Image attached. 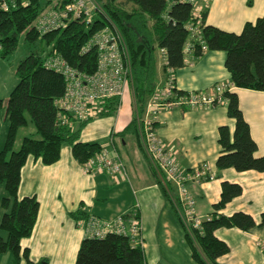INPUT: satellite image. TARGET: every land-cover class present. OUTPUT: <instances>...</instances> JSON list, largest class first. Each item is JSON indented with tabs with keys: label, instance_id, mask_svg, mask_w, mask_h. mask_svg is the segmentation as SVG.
<instances>
[{
	"label": "trees",
	"instance_id": "1",
	"mask_svg": "<svg viewBox=\"0 0 264 264\" xmlns=\"http://www.w3.org/2000/svg\"><path fill=\"white\" fill-rule=\"evenodd\" d=\"M103 13L95 15L90 25L80 20L69 21L61 30L39 37L32 23L52 0H29L0 12V59L6 60L16 49L20 37L33 49L15 68L17 84L6 100L5 116L8 123L4 145L0 150V185L5 194L0 199L3 213L0 218V255L10 253L13 264H49L47 258L31 261L28 248L21 241L32 234L38 215L39 203L35 197H18L21 169L28 157L50 166L60 159L62 147H70L72 157L80 164L97 156L102 147L97 143H82L79 136L88 122L73 121V127L61 125L60 110L56 106L65 91L63 77L44 66L53 52L60 55L71 67L85 74L96 69L97 54L93 48L84 50L89 38L102 27L115 25L128 47L131 62V89L135 100V115L121 134L132 133L142 148L136 116L144 113L146 103L158 84V69L176 71L185 65L184 45L192 44L190 56L201 57L202 44L192 38L187 30L197 19L192 8L181 0H97ZM67 2V0H63ZM200 37L206 51H222L224 66L230 74L229 83L235 88L264 92V17L247 22L239 34L227 33L205 25L206 9L201 14ZM43 48L48 49L47 53ZM41 50V51H40ZM165 51V64L160 65ZM227 117L234 120L218 128V144L222 152L215 167L217 171L233 168L237 172L254 170L264 172V156L256 158V144L250 136L248 123L239 109L238 97L233 92L224 93ZM119 102L110 99L100 115H113ZM2 100H0V110ZM31 125L35 133L22 139L13 151L16 133ZM157 183L165 197L167 191ZM242 193V188L229 182L221 183L220 200L212 206V214L201 224L202 230L186 231L185 238L191 248L192 258L198 264H219L217 259L228 252V246L217 239L214 232L220 228H237L249 231L264 226V209L260 222L243 212L230 216L218 213L225 205ZM75 221H85L87 214L81 208L70 212ZM74 264H145L143 250L134 246L123 235L107 233L103 238H84L78 247Z\"/></svg>",
	"mask_w": 264,
	"mask_h": 264
},
{
	"label": "crops",
	"instance_id": "2",
	"mask_svg": "<svg viewBox=\"0 0 264 264\" xmlns=\"http://www.w3.org/2000/svg\"><path fill=\"white\" fill-rule=\"evenodd\" d=\"M205 9V25L239 34L247 22L253 23L264 17V0H208ZM187 61L188 64L174 71L179 92H205L216 84L230 81L222 51H206L198 58L189 56ZM0 65L6 64L0 62ZM165 78V72L159 67L157 86L163 85ZM13 86L4 83L0 75L2 93L10 94ZM230 92L237 95L239 109L249 125L250 136L256 144L254 157L264 156V92L235 87ZM134 115V95L128 87L117 111L111 116L91 120L79 136L80 142L97 143L112 156L119 157L126 178L118 182L105 174H84L68 146L62 147L60 159L50 166H43L28 157L21 169L18 197L35 195L39 203L32 234L21 241V247L28 248L31 261L47 258L49 264L75 263L86 230L84 221L73 220L70 212L81 208L89 216L102 220L123 216L127 223L128 215L138 204L145 264H198L192 258L185 238L186 229L174 204L176 188L170 186L169 194L166 193L168 197H165L136 137L132 133L121 134ZM220 126H228L231 131L234 128V120L227 117L225 104L161 111L154 123L157 136L174 155L181 170L206 169L215 174L213 180L187 184L202 220L212 214V206L220 200L221 183L226 181L239 185L242 193L218 213L230 216L243 212L259 224L264 209V172H237L233 168L216 170L215 162L222 152L218 144ZM130 134L135 137L139 150L132 146L125 154L115 140L120 138L122 145L127 146L125 137ZM214 235L228 246V252L217 259L219 264H264V226L249 231L220 228ZM0 264H13L12 255H0Z\"/></svg>",
	"mask_w": 264,
	"mask_h": 264
},
{
	"label": "built area",
	"instance_id": "3",
	"mask_svg": "<svg viewBox=\"0 0 264 264\" xmlns=\"http://www.w3.org/2000/svg\"><path fill=\"white\" fill-rule=\"evenodd\" d=\"M29 0H0V12H6L18 6H25ZM192 8V17L196 24H189L190 36L202 44L201 50L206 52L200 37L201 12L206 8L208 0H181ZM103 13L97 0H52L51 5L43 9L32 23L39 37L49 32L65 28L69 21L80 20L90 25L95 15ZM93 48L97 54L96 69L92 74H85L71 67L60 55L53 52L44 61V66L60 74L65 81L63 96L56 101L60 110L61 125L73 127V120L87 122L99 118L104 112V104L110 99L122 100L128 87H131V62L128 47L119 29L110 23L96 31L84 46V50ZM185 65L190 56L192 44L188 40L184 45ZM165 64V51L160 50ZM233 86L219 83L205 92H179L176 88L174 71L167 69L164 84L157 86L148 99L144 113L136 116L138 135L142 149L151 163L156 178L168 192V188H176L175 206L186 231L202 230L204 220L197 214L195 199L188 191L190 182H205L215 178V174L206 169L183 171L174 155L166 148L154 129L155 117L161 111H170L176 107L208 108L226 104L225 92ZM119 107V105H118ZM84 174L88 176L105 174L114 182L125 179L124 166L117 156H112L106 149L81 164ZM208 219V218H207ZM86 237L103 238L107 233L123 235L130 239L134 246L143 247L141 220L138 215V204L125 217L118 216L111 220H102L89 216L84 221ZM264 248V244H263Z\"/></svg>",
	"mask_w": 264,
	"mask_h": 264
},
{
	"label": "rangeland",
	"instance_id": "4",
	"mask_svg": "<svg viewBox=\"0 0 264 264\" xmlns=\"http://www.w3.org/2000/svg\"><path fill=\"white\" fill-rule=\"evenodd\" d=\"M32 50L33 49L31 48V46L29 47L28 44H26L23 41V37H20V40H19V43L16 49L9 55V57L6 60L1 59L2 60L0 61L1 64H6L3 66L0 65V75L3 78L4 83H7V85L14 84L13 87H15V85L17 84V79L14 74L15 68L17 64L22 59H24ZM43 50L45 51V53H47L48 51V49H45V48H43ZM3 69H5L4 73H2ZM8 95L6 93H2L0 89V100H2V109L0 110V150L2 149L4 145V141H5V137L7 133V127H8V123L5 119V108H6V100L8 98ZM34 133H35V130L33 129L31 125L24 127V128H20L16 133L13 151H17L19 149L21 141L24 137L31 136ZM125 140H126L127 146H123L120 138L116 137L115 143L117 144L121 152L123 153L125 152L126 154L127 152L130 151L132 146H134L137 150H139L136 145L137 143H136L135 137L133 135L131 134L127 135L125 137ZM4 194L5 192H4L3 185H0V199ZM2 213H3V210L0 207V218H1ZM3 234L4 233L0 230V235H3Z\"/></svg>",
	"mask_w": 264,
	"mask_h": 264
}]
</instances>
